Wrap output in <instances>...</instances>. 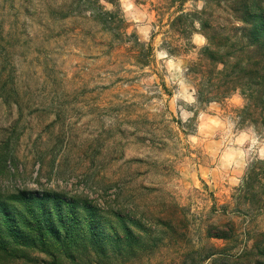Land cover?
<instances>
[{
  "label": "rangeland",
  "instance_id": "obj_1",
  "mask_svg": "<svg viewBox=\"0 0 264 264\" xmlns=\"http://www.w3.org/2000/svg\"><path fill=\"white\" fill-rule=\"evenodd\" d=\"M243 1L264 12V0H0V264H53L20 194L112 228L134 216L152 240L136 255L108 241L73 263L56 253L61 264H190L207 246L228 259L202 264H264V129L242 120L238 92L199 101L191 71L206 36H240Z\"/></svg>",
  "mask_w": 264,
  "mask_h": 264
},
{
  "label": "trees",
  "instance_id": "obj_2",
  "mask_svg": "<svg viewBox=\"0 0 264 264\" xmlns=\"http://www.w3.org/2000/svg\"><path fill=\"white\" fill-rule=\"evenodd\" d=\"M241 8V13L236 16L237 21L242 25L240 36L234 38L206 36L208 46L202 50L199 62L191 68V71L198 70L200 75V80L196 83L199 87L197 90L199 101L208 103L223 101L238 92L245 101L240 112L242 120H248L255 129L260 130L264 129V12H255L249 1H243ZM114 15L112 12L98 14L113 20ZM147 48L150 50L149 46ZM19 199L21 200L16 201L27 205L26 209L33 226H37L36 232H32L34 227L26 230L34 234L33 237L43 247L42 253L50 257L53 264H61L60 257L56 253L70 263L75 262L77 258L73 254L75 250L80 254L101 251L105 255L107 241L115 245L111 246V249L124 250L129 255L139 253L141 247H144V242L145 245L152 243L149 233L134 216L117 215V228L115 226L112 228L113 226L109 227L108 222L103 220L97 223L98 217L91 208H86L87 215L84 214V219L78 218L76 215L78 206L73 201L58 199L49 194L41 196L20 194ZM63 204L67 208V216L60 214ZM77 224V232H75L74 228ZM85 226L89 233L88 238L83 236ZM4 227L5 224H0V229ZM109 228L111 230H108ZM15 231L10 225L9 232L6 233L11 234L10 239L13 240V244L22 245L24 239H28L29 236L24 234L22 236L19 232L14 234ZM211 238L226 239L218 234ZM186 256L190 264H202L204 260L214 256L221 257L222 262H227L228 259L213 246L193 251Z\"/></svg>",
  "mask_w": 264,
  "mask_h": 264
},
{
  "label": "crops",
  "instance_id": "obj_3",
  "mask_svg": "<svg viewBox=\"0 0 264 264\" xmlns=\"http://www.w3.org/2000/svg\"><path fill=\"white\" fill-rule=\"evenodd\" d=\"M129 15H130L131 17H132L133 15L136 16V14H134L133 12H132V13L130 12ZM137 18H138V16H137ZM160 56L163 57V58H167V56H166L165 53H161ZM166 63H167V64H168V63H169V64H172L173 62H172V61H167Z\"/></svg>",
  "mask_w": 264,
  "mask_h": 264
}]
</instances>
